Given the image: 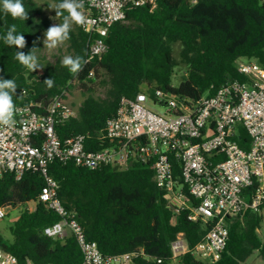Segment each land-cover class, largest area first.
<instances>
[{"label":"trees","instance_id":"16d2710c","mask_svg":"<svg viewBox=\"0 0 264 264\" xmlns=\"http://www.w3.org/2000/svg\"><path fill=\"white\" fill-rule=\"evenodd\" d=\"M23 3L29 14L26 21L14 20L0 11V37L8 26L16 24L27 41L24 49H16L0 39V76L15 80L16 107L34 104L38 113L56 95L78 85L84 95L77 107L79 115L58 124L56 131L62 141L88 135V149L109 146L100 136L107 120L116 115L123 98H134L143 88L150 94L161 90L196 101L214 95L229 81L244 80L236 69L238 59L256 61L264 68V0H158L155 10L130 7L126 21L110 28L105 38L107 51L87 63L79 74L62 66V59L52 62L41 56L43 34L53 22L35 0ZM57 19L62 23V17ZM70 37L65 42L69 56L87 59L89 34L74 25ZM34 41L43 68L30 72L14 56L16 51L28 53ZM175 44L181 45V60L188 67L178 88L172 86L177 67ZM101 74L105 78L99 82ZM46 78L54 80V87L49 89L43 83ZM99 87L105 88V97L96 96ZM238 140L248 149L249 138L244 131ZM175 171L179 177L177 163ZM49 175L59 184L63 205L75 213L87 239L96 242L104 255L143 251L144 256L131 264H159L157 260L160 264H209L192 253L207 235L208 226L189 222L186 212L174 221L165 193L154 182L150 164L135 163L127 171H115L113 167L89 170L54 161ZM44 183L38 171L26 173L19 181L12 174L0 176V209L22 207L9 229L12 239L0 234V248L21 264L27 260L34 264H83L74 236L55 240L43 233L60 220L45 204L37 202ZM34 202L35 209L29 210ZM262 220L260 212L251 210L231 218L227 248L214 264H241L255 251L264 259V243L257 236ZM179 234H183L189 252L173 262L171 243Z\"/></svg>","mask_w":264,"mask_h":264},{"label":"built area","instance_id":"2783aa9c","mask_svg":"<svg viewBox=\"0 0 264 264\" xmlns=\"http://www.w3.org/2000/svg\"><path fill=\"white\" fill-rule=\"evenodd\" d=\"M157 4L158 0H85L88 63L107 51L110 28L126 21L130 7L155 10ZM236 69L244 80L229 81L214 95L196 101L161 90L150 94L146 88L134 98H123L100 134L109 146L99 150L86 147L88 135L62 141L57 134L58 124L79 115L77 107L66 103L70 90L56 95L42 113L34 104L17 107L15 125L0 126V176L12 174L19 181L28 172L40 173L45 183L37 202L60 217L43 233L55 240L74 236L83 264H131L144 256L143 251L104 255L96 242L87 239L75 213L63 205L49 167L57 161L89 170L127 171L135 163L150 164L174 221L186 212L189 222L208 226L207 235L192 250L194 257L217 263L227 248L229 220L246 210L260 212L264 205V68L241 58ZM243 131L248 149L238 140ZM33 205L29 210L36 202ZM7 209H0V220L6 218ZM171 251L173 262L189 252L183 234L171 243ZM0 264L21 263L0 248Z\"/></svg>","mask_w":264,"mask_h":264},{"label":"clouds","instance_id":"9594fccd","mask_svg":"<svg viewBox=\"0 0 264 264\" xmlns=\"http://www.w3.org/2000/svg\"><path fill=\"white\" fill-rule=\"evenodd\" d=\"M49 8L55 10L56 18H63L62 23L50 26L44 34V46L52 50L63 45L71 38L70 33L74 25L84 27L87 23V17L85 15V0H59L58 3L50 5ZM0 11L5 16L10 15L14 20L26 21L29 18L23 0H0ZM65 13L67 14L65 15ZM0 39H3L7 46H15L16 49H24L27 45L24 35L17 31L16 24L8 26L6 33ZM35 44L34 41L33 47L28 53L16 51L14 56V59L30 72L43 68L37 56L39 48ZM88 62L81 55L75 57L64 56L61 60L62 66L68 68L72 74H79ZM0 71H3V69H0ZM43 83L50 89L54 87L55 82L52 78H46ZM17 88L14 79H5L0 76V126L12 127L16 123L15 116L18 109L13 96L16 95Z\"/></svg>","mask_w":264,"mask_h":264},{"label":"rangeland","instance_id":"374dc122","mask_svg":"<svg viewBox=\"0 0 264 264\" xmlns=\"http://www.w3.org/2000/svg\"><path fill=\"white\" fill-rule=\"evenodd\" d=\"M38 5L42 8L45 16L51 18L53 25L59 24L58 19L54 15V9H50L49 6L53 5L54 2L51 0H35ZM45 34V33H44ZM43 34V41L45 39V35ZM181 51L182 47L180 44L174 45V57L177 63V67L175 69L174 76L172 78V86L178 88L184 76L187 75L188 67L181 60ZM41 56L47 58L49 61L55 62L57 59H62L64 56H69L68 47L66 43L63 45L49 50L44 46L43 52ZM105 78L104 74H101V79L99 82ZM145 89V88H143ZM105 88L99 87L96 89L97 97H105ZM84 100V95L82 89L75 85V87L70 91L69 95L66 97L67 105L71 107H78ZM30 207H34L33 203L30 204ZM22 210V207H18L17 209H7V216L4 219L0 220V234H2L6 239H12L11 233L9 231L12 226L13 220L18 217ZM260 215L263 220L260 225V228L257 230V236L264 243V208L260 211ZM241 264H264V259L260 256L258 251H255L245 262Z\"/></svg>","mask_w":264,"mask_h":264},{"label":"water","instance_id":"95a60500","mask_svg":"<svg viewBox=\"0 0 264 264\" xmlns=\"http://www.w3.org/2000/svg\"><path fill=\"white\" fill-rule=\"evenodd\" d=\"M114 170L117 171V168L115 167Z\"/></svg>","mask_w":264,"mask_h":264}]
</instances>
